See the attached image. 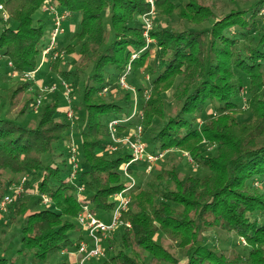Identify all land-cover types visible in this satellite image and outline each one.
<instances>
[{
	"label": "trees",
	"instance_id": "16d2710c",
	"mask_svg": "<svg viewBox=\"0 0 264 264\" xmlns=\"http://www.w3.org/2000/svg\"><path fill=\"white\" fill-rule=\"evenodd\" d=\"M0 3L9 15L4 20L0 14V55L12 62L13 71L38 67L52 28L51 20L40 16L46 4L56 5L77 23L73 42L63 49L68 55L78 54L73 68L62 67V57L51 62V71L71 82L78 97L70 105L75 118L81 119L74 134L79 163L74 179L72 129L66 119L70 107L61 108L62 90L45 101L35 126L19 122L35 110L39 90L34 82L18 80L12 92L0 91V196L26 177V188L39 196L36 202L43 195L49 198L41 208L28 209L24 201L11 209L25 215L21 241L31 264H51L55 255L75 251L85 239L78 223L82 204L109 221L114 195L126 185L123 168L131 154L127 148L108 151V123L129 116L134 108V91L122 88L119 80L132 52L146 45L141 17L148 6L145 0ZM263 3L240 8L216 0H158L159 14L176 21L152 31L161 49L160 67L156 70L148 63L146 51L132 61L126 76L129 84L136 83L135 76L145 68L151 77L149 89L131 87L140 100L143 139L153 153L168 151L169 159L171 151L189 153L210 173L184 176L171 162L148 174L146 161L132 164L129 171L137 183L123 214L132 227L122 226L106 239L107 258L95 264H178L162 242L166 236L179 242L184 264H264V191L259 187L264 184V22L259 16ZM9 79L11 75L1 70L0 82ZM109 85L119 87L112 101L101 96ZM209 108L215 116L201 125ZM135 122L121 124V130ZM205 142L216 146V154L206 153ZM67 145L70 149L64 151ZM81 186L87 191L82 202L77 197ZM210 229L244 238L247 248H216L204 238ZM4 262L7 259L0 258V264ZM56 264L71 263L64 259Z\"/></svg>",
	"mask_w": 264,
	"mask_h": 264
},
{
	"label": "rangeland",
	"instance_id": "374dc122",
	"mask_svg": "<svg viewBox=\"0 0 264 264\" xmlns=\"http://www.w3.org/2000/svg\"><path fill=\"white\" fill-rule=\"evenodd\" d=\"M216 1L219 5L231 4L234 7L246 8V7H249L251 5L256 4L257 2H260L261 0H216ZM145 2H146V0H145ZM157 2H158V0L155 2V12L150 17V22L152 23V25H151V29H150V33H149V39L151 41H149V42L147 40L148 38L144 35L146 20H147V19L145 20V15L149 11V5L146 2L147 6H148V11L141 17V19H142L141 21L143 24V36L146 40V45H145V47H143L138 52L137 51L132 52V54L130 56V62L128 64V66L130 65V72L132 71V66H133L132 61L138 59L141 56V54L143 52H146V51H149V53H150L148 56V63L151 65H154V68L156 70H158V68L160 67L159 62L162 59L161 54H160L161 49L157 45L156 39L152 36V31L154 29H156L157 27L165 28V27H169L170 25L174 26V25H176V24H174V22H176V21L170 22V21H168V19L161 16L159 14V11H158ZM0 4L5 9L4 5L2 3H0ZM48 4H46V5H48ZM5 11L7 12L6 9H5ZM0 14H1V11H0ZM7 14H8V12H7ZM40 16L42 18H49L51 20V27L53 28L54 22H53V16L51 13H49L48 11H46L43 8L41 10ZM259 16L262 18V21L264 22V3L261 5V7L259 9ZM64 29H65L64 33L61 34L57 40L58 41V49L60 50V52L62 54V56H61L63 59V61H62L63 66L62 67L65 66L67 68H71L74 65L75 60L78 58V54L72 53V54L68 55L66 52L63 51V49L66 45L73 42L72 36L76 32L77 23L72 21L71 18H68L64 23ZM134 56H137V57L132 59ZM51 62L45 61L42 64V66H40L41 65V58H39L38 66H40V69L35 74V81H33V82H34V87H36L39 90V95L36 96L35 101L38 100V98H41V104H40L38 109H35L33 111H29L28 113H26L25 115H23L19 119V122L25 126H35L39 122L40 115H41V108H42L43 104L45 103V101L47 99L57 96L58 93H60V90H62L61 108L64 109L65 107H70V105H71L70 101L67 100L66 96L64 95V88L62 86V81H65V80L60 78V77L58 78L51 71ZM128 66H127V68H128ZM1 70H6L10 75L13 73L12 68L9 66V61L6 59H2V58L0 59V71ZM135 77L137 78L136 83L130 82V84H129V82L126 81V84L128 87L133 86V88H134V87H137L138 85H141L142 87H146L147 89H149L151 77L149 76V74L145 68L141 69L139 71L138 75H136ZM18 80H22V78L11 76V79H9L7 83L3 82V81L0 82V91L3 93V95H5L6 92H9V93L12 92V89ZM24 81H29V80H24ZM69 84L71 85V82H69ZM53 86H55L57 88V90L54 92H48L47 88H51ZM120 86L124 89H128L122 85H120ZM108 88H109L108 92H104L102 90L101 96H104V98L108 101L115 100L117 98V95H118L117 92L119 90V87L117 85H115L113 87L111 85H109ZM40 89L44 90L45 92H42ZM243 92L244 93H242V94H244V95H243V99H242V104H243L244 110H246V108H247V103H246L247 93H246L245 89ZM146 93L148 96L149 91H147ZM0 95H1V93H0ZM133 95H134L133 101L135 100V97H136V104H137V109H138L139 113L137 112V115L129 121V122L136 121L135 123H133V125H129L128 128H125L124 130H121V127H119L118 132H119L120 136H127L129 134H132L137 129V127L139 125H141L139 123V117H142V113L139 111L140 100H139L135 91L133 92ZM77 98L78 97L75 94V91L73 92V89H72V95L70 96L71 102L74 103L75 100H77ZM134 106H135V102H134ZM169 107H170V103H169ZM131 113H132V111H131ZM75 116H76V114L74 112V117L72 119H69L68 116L66 119H67V121H69L71 123V129H72L71 133H70L71 143L74 142L75 146L78 147V141L76 138H74V134H76V131H78V129H79V126L81 123V122L79 123V121H81V119L80 118L77 119V118H75ZM214 116H215L214 109L209 108V110L207 111V114L201 118L200 124L203 125L207 119H210ZM246 116H247V113L239 115V117L241 119L245 118ZM125 117H127V116H125ZM161 123H162V121L159 120L158 123H156L155 128L156 129L160 128ZM204 144H205L206 153L208 155L216 154V146L215 145H211L207 142H205ZM63 149H64V151H68V149H70V146H68V145L64 146ZM125 149H126V147H124V146H122L120 148V150H125ZM170 154H171L170 159L168 158L167 153H166V155L161 160L152 164V168L150 171H147V168L149 166V165H147L146 172L148 174H152L155 170L161 168L162 166H165L166 164L168 166H170L171 162H174V163L178 164L180 171H181L182 175H184V176L185 175L186 176L187 175H195V176H201L202 177V176L208 175L210 173V171L208 169L200 167L195 161L191 160L192 158L189 156V153H187V152L184 153V156L181 155L179 152H175V151H171ZM77 160H78V156H77ZM124 178H125V176H124ZM28 179L29 178H27L26 184L28 182ZM125 180H126V178H125ZM26 184L24 186V191L21 193V195L17 196L16 200L14 201L13 204H11L9 206L8 210L6 212H2V211L0 212V258H6L7 259V262L6 263L4 262L2 264H31V256L26 252V250L23 249L22 241H21L22 236H23L22 228L24 226L25 215H17L15 213V208L13 207L11 209V207L15 203H17L19 205L20 203H22L24 201H26L28 203V207H27L28 209L37 208V207L41 208L42 206H46V203L43 202V200L40 202H36L39 199V196L37 194H35L34 192L30 191L31 188H26ZM256 185H259V183H257ZM263 186H264V184H263ZM263 186L260 183L259 187H261L262 190L264 191ZM8 190L10 191V188ZM77 192H78L77 197H78V199H80L79 201H81L82 195L85 196L87 191H85V189L83 191H79V188H78ZM261 218H264V216ZM84 237H85V239H89V235H88L87 231H84ZM204 238L206 239V241L209 244H213L216 248L221 249V250H226L233 245H236L237 249L242 251V252H244L245 248H247L246 242H244L245 240L244 241L242 240L244 238H242V237L239 238L235 234H230V233L225 234V233L215 232V231H213V229H210L204 233ZM104 242H105V240H104ZM104 242H103V246H104ZM162 242L178 259V262H179L178 264H184V262H185V255L184 254L185 253L181 248L178 247L179 242L172 240L170 237H167V236L164 237ZM106 258H107V252H105L104 256L94 258L95 259L93 261L94 263L91 261V264L102 262ZM64 259H69V261H70L71 256H69V254H66V253L65 254L59 253V254L55 255L52 259H50L49 263L56 264L58 262H61ZM162 264H176V263L163 262Z\"/></svg>",
	"mask_w": 264,
	"mask_h": 264
},
{
	"label": "built area",
	"instance_id": "2783aa9c",
	"mask_svg": "<svg viewBox=\"0 0 264 264\" xmlns=\"http://www.w3.org/2000/svg\"><path fill=\"white\" fill-rule=\"evenodd\" d=\"M157 0H146L147 4L149 5V11L145 15L146 26L144 35L148 38V42L151 41L149 39V33L151 29L152 23L150 22V17L155 12V2ZM46 11L52 14L53 16V28L51 29L48 44L42 51L41 56V65L45 61H53L58 57H61L62 54L58 49V37L64 33V23L68 19V13L60 12L56 5L49 3L44 7ZM0 11L1 16L4 20H7L8 14L0 4ZM137 56H134V59ZM0 55V59H1ZM9 66L12 68L13 64L9 61ZM40 66H38L34 70H28L24 72L13 71L11 74L12 77H21L22 80H31L35 81V74L39 71ZM130 72V65L128 66L127 70L123 74L120 79L121 85L128 87L126 84V76ZM62 86L64 88V95L66 96L67 100L71 102L70 96L72 95V86L66 82L62 81ZM42 92L44 90L40 89ZM48 92H54L57 90L55 86L51 88H47ZM108 86H105L103 91L108 92ZM41 104V98H38L35 103V109H38ZM138 109L136 104V97H135V106L132 110V113L124 118H113L108 123V130H109V142L107 149L108 151L115 152L119 150L122 146L126 147L131 154L130 160L125 164L123 168V173L126 178V185L125 187L114 195L116 205L111 214V218L109 221H105L93 213L90 209V206L83 203L81 206V211L78 215V223L82 227L83 231H87L89 235V239H83L79 245V247L75 251L64 252V254H69V256L74 257L73 264H88L94 258L104 256L105 255V247L103 246L104 240L108 238H112L114 233L122 226H126L127 228H131L132 224L130 222H125L123 220V214L130 208L132 203V190L136 186V178L133 174L129 171V168L132 164L140 161H146L148 163L147 171H150L152 168V164L156 163L157 161L161 160L168 151H162L158 153H152L148 150V145L143 139V127L139 125L137 129L127 136H120L119 135V127L121 124L129 122L133 117L137 115ZM139 113V112H138ZM67 116L69 119L74 117V111L70 107ZM71 161L73 163V171L71 172V178L74 179L76 174L79 170V164L77 162V146H75L74 142L71 144ZM188 155V154H187ZM191 159V158H190ZM192 160V159H191ZM27 178H22L19 182L13 183L8 190L4 194L0 196V211L6 212L11 204L14 203L17 196L21 195L24 191V186L26 184ZM84 187H79V191H83ZM82 198V197H81ZM43 202L46 204L50 202L49 198L46 195L42 196ZM80 200V199H79ZM82 202V200H81ZM244 241V239H242ZM245 242V241H244Z\"/></svg>",
	"mask_w": 264,
	"mask_h": 264
},
{
	"label": "crops",
	"instance_id": "0c3cea01",
	"mask_svg": "<svg viewBox=\"0 0 264 264\" xmlns=\"http://www.w3.org/2000/svg\"><path fill=\"white\" fill-rule=\"evenodd\" d=\"M73 262H74V257H71L70 263L73 264Z\"/></svg>",
	"mask_w": 264,
	"mask_h": 264
}]
</instances>
